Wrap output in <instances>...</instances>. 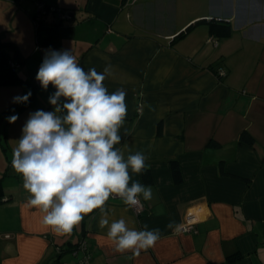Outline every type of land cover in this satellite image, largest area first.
<instances>
[{
  "label": "crops",
  "instance_id": "0c3cea01",
  "mask_svg": "<svg viewBox=\"0 0 264 264\" xmlns=\"http://www.w3.org/2000/svg\"><path fill=\"white\" fill-rule=\"evenodd\" d=\"M38 3L46 13L37 26ZM209 21L228 25L231 35H211ZM0 38L13 44L21 80L0 86V114L20 107L13 97L27 92L19 87L32 93L15 122L0 117V147L3 130L12 157L29 115L53 110L55 89L34 85L46 51L71 50L85 71L110 65L103 83L109 93L123 89L127 104L116 147L147 157L150 181L132 180L151 186L153 199L142 200L139 215L118 198L105 207L112 219L161 234L138 257L117 253L94 210L70 236H57L28 204L12 160L0 157L1 177L13 187L0 179V264H78L81 254L66 247L81 240L90 264H264V0H0ZM244 132L253 146L241 141ZM170 221L195 222L197 233L177 235Z\"/></svg>",
  "mask_w": 264,
  "mask_h": 264
},
{
  "label": "clouds",
  "instance_id": "9594fccd",
  "mask_svg": "<svg viewBox=\"0 0 264 264\" xmlns=\"http://www.w3.org/2000/svg\"><path fill=\"white\" fill-rule=\"evenodd\" d=\"M112 76L111 66L102 72L85 71L71 50H48L35 79L42 90L55 92L48 103L52 111L37 110L23 125L12 153V167L30 194L28 204L43 214V222L57 236H70L85 216L98 210L100 228L117 253L140 256L156 246L160 230L135 227L124 217L110 218L106 202L122 201L125 210L143 207L153 199V189L132 175H141L149 165L142 152L125 156L120 129L127 117L126 92L109 93L103 83ZM31 91L13 97V103H27ZM63 98V99H62ZM18 115L8 117L13 123ZM175 234L181 228L167 225Z\"/></svg>",
  "mask_w": 264,
  "mask_h": 264
},
{
  "label": "trees",
  "instance_id": "16d2710c",
  "mask_svg": "<svg viewBox=\"0 0 264 264\" xmlns=\"http://www.w3.org/2000/svg\"><path fill=\"white\" fill-rule=\"evenodd\" d=\"M211 22L212 21L208 22L209 32L211 35H214L219 38H226L231 35L232 31L228 25L216 24V23H211ZM41 23H42V19L39 21V25ZM191 28L192 27L190 26L188 29H186L184 33H180L179 35H177L172 42L182 39L185 33L190 31ZM13 49H14L13 44L5 42L0 38V86H13V85H19L21 83V80L17 73L20 67V61L18 60L15 54L12 56L11 52L13 51ZM10 62H15L18 65V68H12L10 66ZM26 106L27 104L20 106V107L12 106L8 110L2 112L0 114V117L7 116V115L9 117L13 116L16 112L21 111ZM240 139L241 141L245 142L246 144L250 146L254 145L253 139L246 132L241 134ZM170 168H171L173 182L175 184L182 183V178L180 175V169H179L178 163L176 161H172L170 163ZM143 178L145 182L150 181V177L147 171L143 173ZM74 247L75 245L69 246L66 248H67V251L70 252ZM62 253H64L63 249L60 250L59 254L61 255Z\"/></svg>",
  "mask_w": 264,
  "mask_h": 264
},
{
  "label": "built area",
  "instance_id": "2783aa9c",
  "mask_svg": "<svg viewBox=\"0 0 264 264\" xmlns=\"http://www.w3.org/2000/svg\"><path fill=\"white\" fill-rule=\"evenodd\" d=\"M54 13L57 14L59 20H63L65 18H68V16H64L62 15L61 11L59 10H53ZM46 13V6L42 3H38L37 4V14L36 17L34 18V23L38 26L39 25V21L43 18V16ZM215 43V41H213ZM216 44V43H215ZM10 66L12 68H18V65L15 62H10ZM226 73L223 69L219 68L216 72V76L218 78H223L225 77ZM34 85L36 87H40L39 82L35 79L34 80ZM136 214H140L143 210V207H136L133 209ZM181 233L183 234H189V233H197V227H196V223L195 222H190L188 224H185L181 227ZM58 252H60V250L58 249ZM70 254L73 257H78V255L81 254V259L79 260L78 264H90V254L88 253L87 250V245L86 242L84 240L79 241L75 247L70 251Z\"/></svg>",
  "mask_w": 264,
  "mask_h": 264
},
{
  "label": "rangeland",
  "instance_id": "374dc122",
  "mask_svg": "<svg viewBox=\"0 0 264 264\" xmlns=\"http://www.w3.org/2000/svg\"><path fill=\"white\" fill-rule=\"evenodd\" d=\"M19 88H20L21 90H26V92L31 91L30 88H28V89H26V88L24 89L23 87H19ZM18 105L22 106L23 103H22V104H18ZM8 117H9V116L7 115V119H8ZM6 124H7V121H5V125H4V127L6 126ZM4 127H3V129H4ZM4 133L6 134V132H4V131L2 130V133H1V134H2V144H3L2 147H3V148L0 147V157H1V158L8 157L9 159L12 160V157H11V155H10V152L8 151V144L6 143L5 136L3 135ZM3 136H4V139H3ZM1 149H2V150H1ZM3 150H5V152H4ZM3 166H5V165H3ZM3 166H2V167H3ZM2 167L0 168V171H2V170H1ZM7 167H8V166H7ZM6 171H7V172H6ZM5 172L7 173L6 175H8V173H10L9 170H8V168H6ZM5 172H4V174H5ZM2 175H3V173L0 174V177H1ZM0 179H2V180L5 179V180H4L5 182L3 183L4 186H5V188H6V189H9V190H12L13 187H12L11 185L9 186V183H12V181H10L9 178H2V177H1ZM7 187H8V188H7Z\"/></svg>",
  "mask_w": 264,
  "mask_h": 264
}]
</instances>
